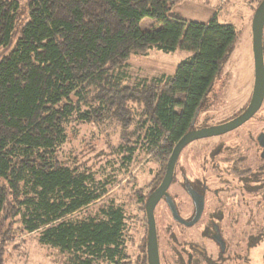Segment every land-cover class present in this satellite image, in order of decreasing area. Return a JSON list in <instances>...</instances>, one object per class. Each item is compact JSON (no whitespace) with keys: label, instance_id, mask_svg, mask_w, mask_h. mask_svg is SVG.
Instances as JSON below:
<instances>
[{"label":"trees","instance_id":"obj_1","mask_svg":"<svg viewBox=\"0 0 264 264\" xmlns=\"http://www.w3.org/2000/svg\"><path fill=\"white\" fill-rule=\"evenodd\" d=\"M179 1L29 0L19 25L20 3L0 0V264L18 233L37 234L67 264H148L147 243L134 261L127 254L122 206L86 213L114 178L60 152L78 126L119 131L113 153L125 173L139 155L159 166L150 194L139 196L145 213L236 40L217 17L202 24L173 13ZM145 18L161 27L142 31ZM152 51L188 56L173 75L127 82L129 60ZM244 182L264 189L262 173Z\"/></svg>","mask_w":264,"mask_h":264},{"label":"rangeland","instance_id":"obj_2","mask_svg":"<svg viewBox=\"0 0 264 264\" xmlns=\"http://www.w3.org/2000/svg\"><path fill=\"white\" fill-rule=\"evenodd\" d=\"M17 1L21 7L18 24L22 25L28 20L29 0ZM261 1L180 0L173 6L172 12L188 22L205 24L217 17L219 23L233 25L236 31L231 57L224 64L194 123L195 130L224 123L248 106L254 86L252 20ZM159 27L160 24L150 18L143 19L140 24L142 31ZM187 56L183 52L164 54L152 51L145 56H133L121 71L127 74V82L173 75ZM263 130L264 104L254 119L242 128L222 138L195 141L182 151L168 193L183 215L188 216L192 201L185 186H188V182L200 181L208 187L206 210L202 222L186 228L172 219L165 201L158 204L155 219L161 264H176V253L179 252L184 253L186 262L188 253L194 254V251L201 255L205 251L211 260L206 263L195 254L196 259L202 260L195 264H264V189L251 192L245 188L244 182L245 179L250 182L254 175H264V163L255 153L254 141V136ZM119 142V131L110 126L105 129L102 125H81L69 134L60 156L68 164L73 163L74 159L86 164L97 171L100 178H114L108 194L86 213H96L110 203L122 206L128 226L126 251L134 261L144 249L148 234L146 214L139 196L144 198L150 194L159 166L152 161L151 155H139L125 173L120 158L113 153V147ZM218 145L225 146L224 150L240 149L238 157L244 160V167H252L253 173L246 172L242 177L222 174L223 169L216 166L219 164L223 168L224 158L230 152H221L211 163L209 154ZM254 187L256 185L252 184L251 188ZM216 191L220 192L217 196ZM218 217L227 245L223 255L210 238L212 229L209 219ZM5 257L6 264H67L68 258L54 248L41 245L37 234L21 233L7 244Z\"/></svg>","mask_w":264,"mask_h":264},{"label":"water","instance_id":"obj_3","mask_svg":"<svg viewBox=\"0 0 264 264\" xmlns=\"http://www.w3.org/2000/svg\"><path fill=\"white\" fill-rule=\"evenodd\" d=\"M263 36H264V0H262L260 5L256 9L252 20L254 86L248 108L241 116L230 122L210 128L196 129L188 132L175 145L172 154L169 158V161L167 163L166 172L161 184L149 196L145 204L146 221L148 226V240H147L148 264H160L155 210L163 198H166V202L172 213L173 219L176 222L188 228L192 227L199 220L201 213L203 211V200H202L198 207V214L196 218L191 222L184 221L178 216L175 204L168 193V190L172 185L175 169L182 151L195 141L207 139L210 137L221 136L238 129L239 127L247 123L249 120H251L261 109L264 102ZM260 144L264 146V141H261ZM262 157L264 158V153Z\"/></svg>","mask_w":264,"mask_h":264},{"label":"flooded vegetation","instance_id":"obj_4","mask_svg":"<svg viewBox=\"0 0 264 264\" xmlns=\"http://www.w3.org/2000/svg\"><path fill=\"white\" fill-rule=\"evenodd\" d=\"M263 50H264V36H263ZM263 104H264V102H263ZM247 108H248V106L245 109H243L240 113H238L236 116H234L233 118L229 119L228 121H226L224 123L216 124V125H213V126H206L204 128H210V127H214V126H218V125H222V124H225L227 122H230V121L238 118L239 116H241L247 110ZM259 111H258V113H259ZM254 117L251 120H253ZM251 120H249L247 123H249ZM247 123H245L244 125H242L238 129L242 128ZM238 129H236V130H238ZM234 131H232V132H234ZM228 134H230V133H227V134H224V135H221V136L210 137V138L202 139V140H210L212 138L213 139L222 138L223 136H226ZM250 138H251V136H250ZM254 139H255L254 141H255V147H256L255 153L257 155L259 154V157L257 156L259 161L264 163V158L262 157V155L264 153V146L260 144L261 141H264V130L260 131L257 135H255ZM224 149H225V146L218 145V146H216L215 149L211 150V152L209 154L210 155L209 159H210V162L212 163V161L215 160L216 157L220 156L221 152H224V151H226L227 153L230 152V154H227V156H225V158H224V160L226 161V162L224 161L225 166L223 168H220L219 164L216 166L217 169H220V170L223 169L224 173H222V174H224V175L230 174L233 177H242L246 172H247V174H252L253 173V172H251L252 171L251 170L252 167L251 168L244 167V164H243L244 160H242L241 158L238 157L237 154L240 151V149H233V150H232V148H231V150H224ZM188 183H189L188 186H185V190H186L187 194L189 195V197H190V199L192 201V210H191V212H190V214L188 216H184L183 215L182 211L176 205V203L173 200V198L172 197L171 198H172V200H173V202L175 204L178 216L181 219H183L184 221H186V222H191V221H193L196 218V216L198 214V207L200 205V202L203 200V211L201 213V216H200L199 220L192 226V227H195L197 224H199L203 220V216H204V213H205V210H206V195L208 193V187H207L206 184H202L200 181L199 182H193L192 181V182H188ZM219 194H220L219 191L215 192L216 196L219 195ZM161 201H165V203L167 204L166 198H163ZM167 206H168V204H167ZM168 209H169V206H168ZM169 212H170V214L172 216V213H171L170 209H169ZM172 219H173V216H172ZM209 220H210L209 225H211V229H212V232L210 234V238L218 246L220 254L223 255L226 252V246L227 245H226V242H225V240H224V238L222 236L221 229H220L219 224H218L220 222V219L218 217V218H213V219H209ZM176 223H178V222H176ZM178 224L181 225V226H184V225H182L180 223H178ZM184 227H186V226H184ZM192 227H190V228H192ZM186 228H188V227H186ZM194 248H195V246H194ZM198 253L199 252H197V251H194V254L193 253H188L187 258H186V262L184 260V253H182V252L176 253V258H177L176 264H185V263L186 264H195V262L200 263L202 260L201 259L200 260L196 259V257L194 256L195 254L199 258H203L204 262H206V263H207V261H209V262L211 261L209 256H208V254L205 251L203 252V255L198 254ZM160 264H161V262H160Z\"/></svg>","mask_w":264,"mask_h":264}]
</instances>
